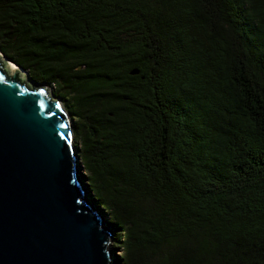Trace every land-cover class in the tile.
I'll return each mask as SVG.
<instances>
[{"label":"trees","instance_id":"16d2710c","mask_svg":"<svg viewBox=\"0 0 264 264\" xmlns=\"http://www.w3.org/2000/svg\"><path fill=\"white\" fill-rule=\"evenodd\" d=\"M0 53L65 102L112 264H264V0H0Z\"/></svg>","mask_w":264,"mask_h":264},{"label":"water","instance_id":"95a60500","mask_svg":"<svg viewBox=\"0 0 264 264\" xmlns=\"http://www.w3.org/2000/svg\"><path fill=\"white\" fill-rule=\"evenodd\" d=\"M1 55L0 264H112V231L86 199L70 115L47 83Z\"/></svg>","mask_w":264,"mask_h":264},{"label":"rangeland","instance_id":"374dc122","mask_svg":"<svg viewBox=\"0 0 264 264\" xmlns=\"http://www.w3.org/2000/svg\"><path fill=\"white\" fill-rule=\"evenodd\" d=\"M1 54V53H0ZM2 56V55H1ZM9 64H12V63H10V61L8 60L7 61ZM46 83V82H45ZM47 85H48V83H47ZM50 87H51V90H54L55 89V86L53 85V84H50ZM50 91V90H49ZM62 102L64 103V105H65V102L62 100ZM63 105V106H64ZM66 106V105H65ZM66 109H67V107H66ZM71 122H72V119H71ZM79 175H82V176H85L86 175V172L83 170V167H82V164H81V162L79 161ZM82 182H83V180H82ZM83 185L85 186V189H86V199L87 200H89L90 201V198H89V196L90 195H88V193H89V191H88V189H87V184H85V183H83ZM91 197V196H90ZM101 216H103V218H104V222L105 221H107L108 219H109V215L108 214H101ZM112 242H113V240H112ZM117 246L118 245H113V244H111V245H109V247H110V249H111V260H112V263H114V259H117V257L118 256H120V254L122 253V250L121 249H119V248H117Z\"/></svg>","mask_w":264,"mask_h":264},{"label":"flooded vegetation","instance_id":"af4514ba","mask_svg":"<svg viewBox=\"0 0 264 264\" xmlns=\"http://www.w3.org/2000/svg\"><path fill=\"white\" fill-rule=\"evenodd\" d=\"M50 93H51V91H50ZM52 94V93H51ZM61 100V99H60ZM61 103H62V105H64V103L62 102V100H61ZM64 107V109H65V105L63 106ZM66 110V109H65ZM66 112L70 115V113L66 110ZM70 118H71V115H70ZM72 119V118H71Z\"/></svg>","mask_w":264,"mask_h":264},{"label":"bare ground","instance_id":"6f19581e","mask_svg":"<svg viewBox=\"0 0 264 264\" xmlns=\"http://www.w3.org/2000/svg\"><path fill=\"white\" fill-rule=\"evenodd\" d=\"M11 66H13L14 68H15V65H13V64H10Z\"/></svg>","mask_w":264,"mask_h":264},{"label":"clouds","instance_id":"9594fccd","mask_svg":"<svg viewBox=\"0 0 264 264\" xmlns=\"http://www.w3.org/2000/svg\"><path fill=\"white\" fill-rule=\"evenodd\" d=\"M61 105H62V103H61ZM62 107H63V105H62ZM63 109H64V107H63Z\"/></svg>","mask_w":264,"mask_h":264}]
</instances>
